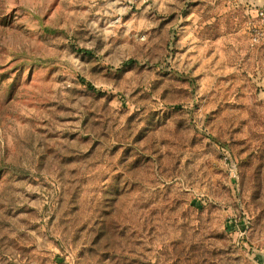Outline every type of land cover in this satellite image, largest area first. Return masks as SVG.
I'll return each mask as SVG.
<instances>
[{"label": "rangeland", "instance_id": "obj_1", "mask_svg": "<svg viewBox=\"0 0 264 264\" xmlns=\"http://www.w3.org/2000/svg\"><path fill=\"white\" fill-rule=\"evenodd\" d=\"M256 5L0 0V264H263Z\"/></svg>", "mask_w": 264, "mask_h": 264}, {"label": "built area", "instance_id": "obj_2", "mask_svg": "<svg viewBox=\"0 0 264 264\" xmlns=\"http://www.w3.org/2000/svg\"><path fill=\"white\" fill-rule=\"evenodd\" d=\"M254 1H258V0H254ZM255 9H256V19L253 20L250 25L251 41L253 44H260L264 42V4L259 5L257 3Z\"/></svg>", "mask_w": 264, "mask_h": 264}, {"label": "crops", "instance_id": "obj_3", "mask_svg": "<svg viewBox=\"0 0 264 264\" xmlns=\"http://www.w3.org/2000/svg\"><path fill=\"white\" fill-rule=\"evenodd\" d=\"M251 2H253L254 3V0H251ZM259 5H262V4H264L263 2V0H258V1H256ZM254 5V4H253ZM252 12L254 13L253 15H252V17H253V19L255 18L256 19V9H255V7H253L252 8ZM251 22V21H250Z\"/></svg>", "mask_w": 264, "mask_h": 264}, {"label": "water", "instance_id": "obj_4", "mask_svg": "<svg viewBox=\"0 0 264 264\" xmlns=\"http://www.w3.org/2000/svg\"><path fill=\"white\" fill-rule=\"evenodd\" d=\"M263 264H264V260H263Z\"/></svg>", "mask_w": 264, "mask_h": 264}]
</instances>
